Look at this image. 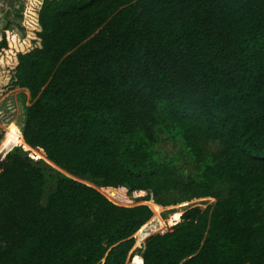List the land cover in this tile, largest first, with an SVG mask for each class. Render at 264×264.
<instances>
[{"label": "trees", "instance_id": "trees-1", "mask_svg": "<svg viewBox=\"0 0 264 264\" xmlns=\"http://www.w3.org/2000/svg\"><path fill=\"white\" fill-rule=\"evenodd\" d=\"M0 12V97L28 91L16 136L57 168L0 133V264H126L155 210L204 198L145 239L142 264H264V0Z\"/></svg>", "mask_w": 264, "mask_h": 264}, {"label": "rangeland", "instance_id": "rangeland-1", "mask_svg": "<svg viewBox=\"0 0 264 264\" xmlns=\"http://www.w3.org/2000/svg\"><path fill=\"white\" fill-rule=\"evenodd\" d=\"M2 2L3 0L0 1V4ZM24 4H25V0H24ZM5 22H6V16L2 12H0V24H4ZM29 104H30V98L28 91L26 90L23 89L10 90L7 91L4 95H2L0 97V133L2 134V136H4L6 133H10L11 130L15 134L13 138V143H11L12 145L9 144L7 148H10L13 145L18 144L29 151V157L31 159L42 160L44 158V155L39 151L27 147L22 142V139L16 136L19 133L14 128V124L17 125L19 128H22L25 120L26 110ZM161 147L163 150V155L164 154L171 155L174 152L172 145H168L167 143H163ZM96 189L109 201L119 206L132 207L138 205H146L149 208L151 207L150 205L147 204L148 203L147 201H143V199L146 197L145 192H143V194L140 195L137 194L136 192L127 193L126 191L104 190L98 188ZM214 201L215 200L212 198L195 199L190 202H186L177 206L167 207L161 210L159 209L155 210V212H153L151 221L144 226L141 234L137 237H134L135 243L132 249V252H134V256L140 255V252L144 246V241L148 236L161 231L169 230L171 227H173V225H175L178 222L180 218V217L178 218V214H180L181 216L184 207H191V206L206 207L207 205L214 203ZM133 258L130 259L126 264H132Z\"/></svg>", "mask_w": 264, "mask_h": 264}, {"label": "bare ground", "instance_id": "bare-ground-1", "mask_svg": "<svg viewBox=\"0 0 264 264\" xmlns=\"http://www.w3.org/2000/svg\"><path fill=\"white\" fill-rule=\"evenodd\" d=\"M142 263H143V262H142V259H141L140 257L135 256V257L133 258L132 264H142Z\"/></svg>", "mask_w": 264, "mask_h": 264}, {"label": "water", "instance_id": "water-1", "mask_svg": "<svg viewBox=\"0 0 264 264\" xmlns=\"http://www.w3.org/2000/svg\"><path fill=\"white\" fill-rule=\"evenodd\" d=\"M42 160H44L47 164H49L51 167L57 169L53 164H51L49 161L46 160V158L44 157ZM1 172V170H0Z\"/></svg>", "mask_w": 264, "mask_h": 264}]
</instances>
